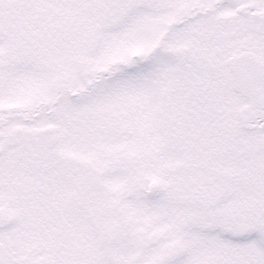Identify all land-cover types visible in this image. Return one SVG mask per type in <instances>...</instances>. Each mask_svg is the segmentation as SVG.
Returning <instances> with one entry per match:
<instances>
[{
    "label": "snow or ice",
    "instance_id": "snow-or-ice-1",
    "mask_svg": "<svg viewBox=\"0 0 264 264\" xmlns=\"http://www.w3.org/2000/svg\"><path fill=\"white\" fill-rule=\"evenodd\" d=\"M0 264H264V0H0Z\"/></svg>",
    "mask_w": 264,
    "mask_h": 264
}]
</instances>
